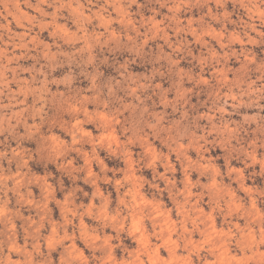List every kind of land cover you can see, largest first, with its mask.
<instances>
[{"label":"clouds","instance_id":"9594fccd","mask_svg":"<svg viewBox=\"0 0 264 264\" xmlns=\"http://www.w3.org/2000/svg\"><path fill=\"white\" fill-rule=\"evenodd\" d=\"M0 264H264V0H0Z\"/></svg>","mask_w":264,"mask_h":264}]
</instances>
